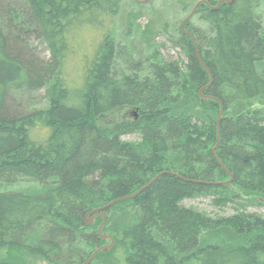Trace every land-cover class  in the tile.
<instances>
[{
    "label": "trees",
    "instance_id": "trees-1",
    "mask_svg": "<svg viewBox=\"0 0 264 264\" xmlns=\"http://www.w3.org/2000/svg\"><path fill=\"white\" fill-rule=\"evenodd\" d=\"M176 1L191 13L201 0ZM263 1L202 3L209 33L185 24L199 58L179 29L183 64L158 50L138 55L133 42L127 52L116 28L124 0H24L2 11L0 188L35 185L0 190V254L85 264L108 238L112 248L91 264H264V216L249 211L264 206ZM153 27L141 34L147 46ZM25 36L44 43L49 60ZM38 90L44 108L9 106L11 93ZM143 188L102 211L101 234L103 217L87 223ZM199 198L236 212L182 204ZM0 264L19 263L0 255Z\"/></svg>",
    "mask_w": 264,
    "mask_h": 264
},
{
    "label": "rangeland",
    "instance_id": "rangeland-1",
    "mask_svg": "<svg viewBox=\"0 0 264 264\" xmlns=\"http://www.w3.org/2000/svg\"><path fill=\"white\" fill-rule=\"evenodd\" d=\"M24 0H0V22L2 23V11H17L23 5ZM196 5V4H195ZM194 5V6H195ZM194 8V7H193ZM192 11V10H191ZM137 13L138 17L135 20L131 19V14ZM260 15L264 20V1L259 9ZM190 14V12L183 11L176 0H151L148 3L137 4L135 0H124L122 15L116 21L117 34L120 40H123L124 44L127 45L128 50L131 51L132 42L135 43L134 50L138 52V55L143 57L151 56L152 52L159 51L164 59L178 61L180 63L187 62V56L182 50L181 46L178 44L181 40V34L179 29H181V24L183 20ZM196 14V13H195ZM190 19V24L192 28L198 29L202 32L209 33V28L206 23L200 20L199 14H196ZM10 15V13H8ZM4 16L7 21H10V16ZM5 22V21H4ZM14 23V22H13ZM153 24V36L151 37L150 43L152 46H147L144 40H142V31L147 25ZM14 29L16 24H11ZM130 25V26H129ZM12 28V29H13ZM189 31L186 27H184ZM190 32V31H189ZM24 35V33H22ZM25 41L31 48V51L43 61L49 60V52L47 46L41 41L32 39V37H26ZM178 42V43H177ZM137 55V54H136ZM137 55V56H138ZM8 104L12 109L20 110V112H30L36 108H44L47 104L45 99V91L38 90L35 92H13L10 95ZM125 140L135 141L136 136H127ZM33 183L28 181H22L18 185H5L0 188V190H27L29 188H34ZM212 199L209 198H199L196 200H186L182 204L186 207L195 206L200 211H204L213 217H228L233 215L236 210L233 206L228 207H218L212 204ZM111 208V207H110ZM252 213H258L264 216V206L262 207H252L249 209ZM123 211H115L114 215L118 216ZM113 214V213H111ZM91 217H88V221ZM95 220V219H94ZM93 220V222H94ZM107 220V218H106ZM97 226H101L103 221L97 222ZM106 223V222H105ZM93 224V223H92ZM105 225V224H104ZM110 240L106 238V242H103V246L111 244ZM2 257H11L19 264H50L43 260L42 258L33 255L26 249L16 250V251H3L0 254ZM118 255V254H117ZM118 258L122 261V256L118 255Z\"/></svg>",
    "mask_w": 264,
    "mask_h": 264
},
{
    "label": "water",
    "instance_id": "water-1",
    "mask_svg": "<svg viewBox=\"0 0 264 264\" xmlns=\"http://www.w3.org/2000/svg\"><path fill=\"white\" fill-rule=\"evenodd\" d=\"M135 1H136L137 3H139V4H144V3H148V2H150L151 0H135ZM233 1H234V0H219L217 6H211L210 3H209L207 0H201V1H199V2L195 5V7H194V9L192 10V12H191V13H190V14H189V15L183 20V22H182V24H181V30H182L185 34H187L188 36L191 37V39H192V41H193V43H194V46H195V48H196V51H197V54H198L199 58H200V55H199V50H198V46H197V44H196V41H195V39L192 37V35H191V34H190V33L184 28L186 22H188V21L194 16V14L196 13L197 9L199 8V6H200L202 3L207 4L208 6H210V7H211L212 9H214V10H217L218 8L221 7V5H222L223 2H227V3L231 4V3H233ZM200 60H201V59H200ZM201 63L203 64L202 60H201ZM203 66H204V68H206V66H205L204 64H203ZM206 69H207V68H206ZM208 72H209V71H208ZM209 74H210L211 81H212V75H211L210 72H209ZM210 85H211V83L208 85V87H209ZM223 110H224V108L222 107V108H221V111H220V116H219L218 126H219L220 120H221V118H222ZM218 146H219V137H218V143H217V146L214 148L213 152H215V149H216ZM166 173L169 174V172H164V173L160 174V175L157 176L154 180H152V181H151V182H150L145 188L149 187V186H150L154 181H156L161 175L166 174ZM231 180H232V178H231ZM218 184H219V183H217L216 185H218ZM225 184H229V182H226ZM145 188L141 189L140 191H138V192L135 193L134 195H131V196H128V197H125V198H122V199L116 200V201H114V202H112V203H109V204L106 205V206H103V207H100V208H97V209L91 211L90 214H94V216L91 217V219L88 221V223H89V224H92V223H93V220L95 219V217H98V216L103 217V218H104V220H103V224L100 226V228H99V230H98L99 234H101V230H102V228H103V226H104V224H105V222H106V218H105L104 214L102 213V211L109 209L110 206L114 205V204L117 203V202H121V201H125V200H129V199H133V198H135V197H136L137 195H139L143 190H145ZM103 237L106 238L105 235H103ZM112 246H113V240L111 241V244H109V245H107V246H102V247L98 248V249L92 254V256L90 257V259H89L85 264H91L99 252L103 251V252L106 253V252H108V251L112 248Z\"/></svg>",
    "mask_w": 264,
    "mask_h": 264
},
{
    "label": "bare ground",
    "instance_id": "bare-ground-1",
    "mask_svg": "<svg viewBox=\"0 0 264 264\" xmlns=\"http://www.w3.org/2000/svg\"><path fill=\"white\" fill-rule=\"evenodd\" d=\"M115 201H116V200H115ZM113 202H114V201H113ZM111 203H112V202H111ZM117 203H119V202H117ZM117 203H115V204H117ZM115 204H114V205H115ZM112 206H113V205H112ZM112 206H110V207H112ZM110 207H109V208H110ZM87 223H88V220H87ZM88 224H89V223H88Z\"/></svg>",
    "mask_w": 264,
    "mask_h": 264
}]
</instances>
